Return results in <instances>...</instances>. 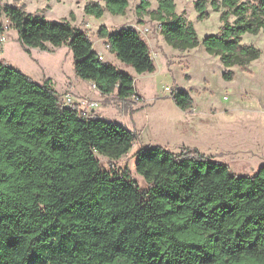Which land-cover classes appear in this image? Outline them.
<instances>
[{"label":"trees","instance_id":"16d2710c","mask_svg":"<svg viewBox=\"0 0 264 264\" xmlns=\"http://www.w3.org/2000/svg\"><path fill=\"white\" fill-rule=\"evenodd\" d=\"M103 1H89L85 12L125 14L129 6ZM209 3L223 24L202 44L226 68L248 70L262 50L243 36L264 33V0H196L200 19ZM150 5L141 0L137 10L144 14ZM1 12L28 53L66 44L75 75L94 81L101 94L126 99L136 91L134 77L101 58L88 32L69 19L0 0V37ZM150 13L174 48L200 45L175 0H158ZM97 36L136 71L156 69L134 26L111 31L102 24ZM223 77L232 79L233 70ZM171 96L182 109L193 107L187 89ZM67 104L50 78L38 82L0 58V264H264V164L236 174L197 147L146 145L136 159L142 186L128 169H105L98 156L119 159L131 149L134 130Z\"/></svg>","mask_w":264,"mask_h":264},{"label":"rangeland","instance_id":"374dc122","mask_svg":"<svg viewBox=\"0 0 264 264\" xmlns=\"http://www.w3.org/2000/svg\"><path fill=\"white\" fill-rule=\"evenodd\" d=\"M15 1L25 4L28 12L53 20L67 18L86 30L94 47L105 48L106 60L130 73L144 94V100L138 90L139 99L131 95L121 99L117 92L100 94L92 87L91 81L75 77L73 55L66 44H48L47 49L30 47L28 53L17 30L1 12L5 23L0 37L1 59L38 82L44 80V75L52 77L64 100H68L72 92L74 101L82 95L97 99L100 105L92 114L102 115L134 130L136 139L131 149L119 159L98 154L105 169H128L133 178L146 186V180L136 170L138 152L146 145H161L175 152L183 146L197 147L215 160L227 163L236 174H252L264 164L263 32L243 36L244 43L258 46L262 54L252 61L248 70H242L236 65L226 68L219 55L209 53L202 44L205 35L217 33L223 24L221 11H216L210 3L207 17L200 19L196 0H175L177 12L194 23L201 40L197 47L179 50L165 40L160 22L150 13L158 8V0H149L151 5L144 14L137 10L141 0H129L125 14H113L107 10L101 17L85 12V5L93 0H2L4 4ZM99 1L104 4L103 0ZM102 24L111 31L123 26L137 28L151 47L156 69L138 72L121 61L98 38L97 31ZM226 70H233L232 79L223 77ZM75 85L78 92L74 91ZM166 86H170L171 91L187 89L193 97V107L185 110L178 106Z\"/></svg>","mask_w":264,"mask_h":264},{"label":"built area","instance_id":"2783aa9c","mask_svg":"<svg viewBox=\"0 0 264 264\" xmlns=\"http://www.w3.org/2000/svg\"><path fill=\"white\" fill-rule=\"evenodd\" d=\"M100 57L103 58L102 53H99ZM92 87L95 89L97 88L96 83L93 81L92 82ZM165 89L169 92H171V87L170 86H166ZM134 96L135 98L139 99V93L137 92V90L131 95ZM68 103H77L79 105V109L84 113V114H92L94 113V110L97 109V107L100 105L98 100H93L90 98H87L85 96L77 98L76 101H74V95L72 93H70L68 95V100H65Z\"/></svg>","mask_w":264,"mask_h":264},{"label":"crops","instance_id":"0c3cea01","mask_svg":"<svg viewBox=\"0 0 264 264\" xmlns=\"http://www.w3.org/2000/svg\"><path fill=\"white\" fill-rule=\"evenodd\" d=\"M102 41H103V43H104V40L102 39ZM104 45L106 46V44L104 43ZM107 47V46H106ZM108 48V47H107ZM106 48V49H107ZM94 49L96 50V51H98L99 53H102L103 54V59L105 60V61H107L106 60V50H105V48L104 49H102V50H99V49H97L96 47H94ZM113 53V52H112ZM75 74V73H74ZM75 77H77L76 75H75ZM48 78H50L51 79V84L54 86V84H53V79H52V77H46V75H44V80L45 79H48ZM77 79V78H76ZM89 81H91V82H93L92 80H89ZM55 87V86H54ZM135 87H136V90H138L139 91V93L143 96V100L145 99V97H144V94H142V92L138 89V87L136 86V84H135ZM56 88V87H55ZM57 90V89H56ZM98 91H99V89H97ZM58 91V90H57ZM74 91L76 92L77 91V88H76V85L74 86ZM59 92V91H58ZM78 92V91H77ZM99 93H100V91H99ZM72 94L74 95V93L72 92ZM101 94V93H100ZM82 96H85L86 97V95H82ZM90 99H93V100H97V99H94V98H90ZM96 110L97 109H95L94 110V113L96 112Z\"/></svg>","mask_w":264,"mask_h":264},{"label":"water","instance_id":"95a60500","mask_svg":"<svg viewBox=\"0 0 264 264\" xmlns=\"http://www.w3.org/2000/svg\"><path fill=\"white\" fill-rule=\"evenodd\" d=\"M68 104H69V103H68ZM68 104H67V105H68Z\"/></svg>","mask_w":264,"mask_h":264}]
</instances>
